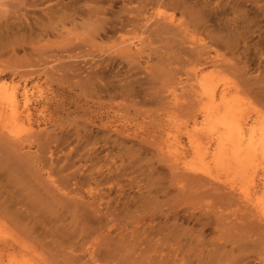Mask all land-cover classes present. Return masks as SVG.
Instances as JSON below:
<instances>
[{
	"label": "rangeland",
	"instance_id": "rangeland-1",
	"mask_svg": "<svg viewBox=\"0 0 264 264\" xmlns=\"http://www.w3.org/2000/svg\"><path fill=\"white\" fill-rule=\"evenodd\" d=\"M199 76L264 130V0H0V84L32 114L0 147L1 263L264 264L239 182L189 165Z\"/></svg>",
	"mask_w": 264,
	"mask_h": 264
},
{
	"label": "bare ground",
	"instance_id": "bare-ground-1",
	"mask_svg": "<svg viewBox=\"0 0 264 264\" xmlns=\"http://www.w3.org/2000/svg\"><path fill=\"white\" fill-rule=\"evenodd\" d=\"M160 17H162V20H165V23H173L172 18H167V16ZM193 96L199 106L197 112L203 117V120L199 124L196 123L197 121L193 122V124H195L196 128L200 126L206 130L204 133L209 140L207 142L212 144L213 147L204 150V145L198 139L199 137L195 140L191 139L194 143V162L189 165L195 166V169L206 175L211 174L209 167L212 166L214 169L220 170L223 176L226 175L228 180L239 182L241 185L239 190L242 198H245L248 204H251L252 209L256 211L257 217L264 223V192L262 196L256 195L254 199L252 193L244 189L250 182L253 176L252 173L256 172L258 168L264 172V130L257 129V126H254V124H249L246 121V117L244 118L245 115L243 116L242 110H240L239 103H235L227 95L226 89L212 82V79L208 76H199L196 78ZM31 117L32 114L28 108L27 94L24 93L22 96H19L16 88H9L6 84H0V147L5 146L7 143L16 142L15 137L18 126L23 125L25 122L29 123ZM19 143L23 144L21 142ZM175 143L174 147H176ZM9 144H7L8 147ZM19 147H16V149ZM262 185L264 188V182ZM52 198L54 201V199L58 200L57 198L59 197L54 198L53 196ZM59 199L62 200L61 198ZM0 264H2L1 258Z\"/></svg>",
	"mask_w": 264,
	"mask_h": 264
}]
</instances>
